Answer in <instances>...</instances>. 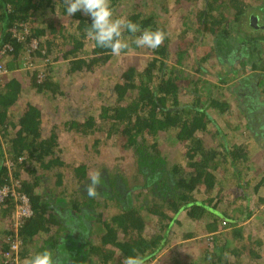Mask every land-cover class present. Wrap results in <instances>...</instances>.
Instances as JSON below:
<instances>
[{
    "label": "trees",
    "instance_id": "obj_1",
    "mask_svg": "<svg viewBox=\"0 0 264 264\" xmlns=\"http://www.w3.org/2000/svg\"><path fill=\"white\" fill-rule=\"evenodd\" d=\"M204 1L197 22L202 26L208 22L215 31L221 19L210 12L218 0ZM163 2L167 0H111V6L116 15L128 16L142 30L164 31L156 17L146 12L147 7ZM222 2L234 7L235 13L218 27L215 48L201 59L215 55L227 68L226 77L222 74L214 85L231 89L229 95L245 121L235 129L238 142L228 138L231 128L218 125L214 118L230 109L229 101L208 97L200 87L201 76L177 81L182 72L191 73L181 61L183 52L176 54V63L166 72L167 36L157 49L146 48L150 56L143 67L122 69L106 100L97 93L83 105L82 118L72 107L73 113L58 123L62 129L57 130L54 123L45 131L41 108L24 92L31 88L41 95L47 114L57 118L59 107L67 109L72 104L68 94L74 91L76 96L87 87L75 81L77 74L92 72L113 55L94 46L86 35L90 18L80 11L67 15L64 0H0V48L10 45L5 57L8 72L0 79V187L19 181L31 208L29 216L16 222L13 197L0 201V263L8 256L26 264L32 253L45 248L52 251L55 264H120L126 255H142L148 262L166 246L169 229L177 226L182 231L183 224L193 226L203 219L205 223L199 225L206 232L202 238L207 246L203 254L183 264H243L245 256L260 257L257 247L247 242L251 236L243 238L242 224L260 208L264 195H257L254 207L247 202L235 208L227 207L231 201L220 204L228 194L224 183L242 189V201L250 198L252 190V195L264 190V167L249 160L251 150L264 151V22L259 18L253 25L249 20L248 33L244 27L236 29V22L242 26L249 14L259 17L263 12V16L264 2L251 10L241 0ZM126 35L131 43L132 34ZM131 48L138 49L134 44ZM46 58L45 67L36 64ZM28 61L33 68L29 72L24 69ZM235 61L242 71L236 72ZM245 69L250 73L243 75ZM196 71L205 69L199 63ZM23 72L31 75L26 76L29 82ZM63 128L74 139L96 132L105 141L115 138L121 149L133 152L131 178L116 167L89 178L80 163L71 168L76 188L57 190L64 177L60 168L66 166L58 141ZM172 130L173 141L183 149L180 159L176 155L169 160L159 149L158 138ZM242 139L250 140L253 147L247 149ZM22 170L28 171L29 179H21ZM45 171L56 177L53 185L43 184ZM251 181L255 183L247 192ZM151 218L159 226L149 236L145 232ZM182 236L194 238L195 234L189 231ZM256 243L261 245L262 240ZM178 255L176 263L183 258Z\"/></svg>",
    "mask_w": 264,
    "mask_h": 264
},
{
    "label": "rangeland",
    "instance_id": "obj_2",
    "mask_svg": "<svg viewBox=\"0 0 264 264\" xmlns=\"http://www.w3.org/2000/svg\"><path fill=\"white\" fill-rule=\"evenodd\" d=\"M241 1L248 4L250 10L253 8L257 9V7L261 6L264 2V0ZM216 3L217 6L212 9L210 13L214 17L221 19L218 25L220 28L226 23L228 17H233L235 9L234 7L223 3L222 0H218ZM205 6L204 0H167L165 5L163 2L162 4L157 3L147 7L146 12L147 14H151L156 17V19H154L157 20L158 24L164 28L167 36L168 50L170 55L166 63L168 64L166 72L168 73V71L171 70L173 64L176 63V54L183 52L181 61L182 63L188 64L187 68L191 73L187 74L182 72L181 75L178 76L177 81L191 79L196 80L195 78L201 76L204 80H202L200 87L203 91L207 90L206 95H208V97H210L209 95H214L212 97L219 96L220 99H227L230 103V109L221 114L220 117H213L217 119L216 122L218 125L222 124L226 129L231 128V130L228 131V138L233 137L234 140L237 141L236 139L239 135L235 129L238 127V125L245 123V121L233 104L232 97L229 95V91L231 89L227 86V88L224 90L214 85L215 83H218L216 79L221 77L222 74L224 77H226L227 68L223 63H219V60L215 55H210L207 57V59H201L202 56L210 53L215 48V39L218 37V27L215 29V31H211L208 28V22L203 24V26L199 25V22H197L198 16ZM254 11L259 12V10ZM261 13L259 14V18L261 21H263L264 15L261 16ZM206 18L210 22V17L208 16ZM251 19L252 14H249L248 18L246 17V19L243 21L242 26L236 22V29L237 27L240 29H242L241 27H244L246 33H248L249 29L247 28V24ZM145 52L146 48H131L127 52H122L119 56H112L111 59L106 62V64L96 66L92 72H88L83 76L82 74L79 76L77 74L75 81L78 84L84 83L87 87L83 92L78 93V91L81 89L78 90L76 96H74V91L72 94H68L72 104L68 106L67 109L64 108L66 107L65 105L63 108L59 107L61 109L56 113L57 118L47 114L48 110L46 108V101L43 99V97H41V95L34 92L31 88L24 92V96L41 108L43 121L45 123L43 128L45 131L50 125L54 123H56L58 126L57 130L62 129V126L58 123L60 120H62L61 118H64V116H69L71 113H73V108L76 109V113H78L80 118H82L83 116L81 117V114L85 109L83 105L86 104L87 100L95 97V95L99 92L102 93L100 97L104 96V100H106V98L110 96H107V94L110 92V87H112V85L118 80L119 75L125 66L135 65L138 68L143 67L146 63L147 57L150 56L149 52ZM199 63L204 67V73L196 71ZM36 64H40V66L44 65L43 67H45V65H47V58L43 60V62H37ZM234 65L238 67L236 72H239V70L242 71L241 66H239L236 61L234 62ZM33 67H35V63L33 64ZM24 69L25 71L28 70L27 72L33 70V68L30 69L29 67H24ZM27 72H23L22 75L24 76L25 81L29 82L30 80H27L26 76L31 77V75ZM246 73H250V70L245 69V73L243 75H246ZM235 79H237V77ZM231 84H233V82H231ZM219 93H221V96ZM96 99L102 100L103 98ZM184 99L186 101L189 100L187 97ZM58 133V141L60 147L62 148L60 157L64 160L66 166H62L60 168V171L63 172L64 177L62 186H59L57 190L62 189L64 186L72 187V189L76 188L77 185L74 183V177L72 178L73 172L71 168L80 163L85 165L87 176L89 178L93 177L100 170L105 168L114 169V167H116L120 172H125L127 179L131 178V176H129V172L132 168L131 161L134 157L133 152L129 149H121L120 144L116 142L115 138L112 137L105 141L103 137L99 136L100 134L96 132L90 136L78 135V138L76 137L74 139L65 130H61ZM173 135L174 130H172L169 134L163 133L158 138L159 149L164 155L168 157L169 160L175 159L176 155L180 159V150L183 149L180 145H178V143L173 141ZM96 139H100V141L96 142ZM242 142L245 143L247 149H251L253 147V144L250 140L244 142L242 139ZM249 156L250 161H254L260 167H264V151L261 149L255 151L251 150ZM28 167L31 169V166ZM252 169L254 170V168ZM27 172L28 171L26 170H22L20 172L21 179H29V174ZM44 173H46L44 174L46 178H42L44 179L43 184L45 183V185H53L56 177L52 175L50 171H45ZM247 174L248 175L245 176L246 179L251 176L252 170H250ZM228 177L231 176L228 175ZM254 180L257 181V178H254ZM255 181H251L250 187L246 189L247 192L252 190ZM17 183L19 184V181L14 179L12 180V184L17 185ZM219 186L220 185H217V187ZM213 188L215 189L216 186ZM223 189L225 193L228 194H226L227 196L220 206L230 204L229 201H231L230 206H227L229 208H235L240 203L246 202L247 204H250L252 207H254V203L258 201L257 195L262 197L264 195L263 188L259 189L257 194L255 193L253 195L252 190L250 198L242 201V199L239 197L243 191L242 189H239L238 191L234 190V188L232 189V185L228 183H224ZM213 193H215V191H213ZM260 205V208L257 210L254 209L252 216H250L246 221H243L242 224L244 227L242 232L243 238L245 236H251V239L247 242L252 243L253 246L257 247L256 249L260 257L250 258L245 256L242 259L243 264H264V201L261 202ZM201 223L204 224L205 220L203 219L202 222H196L193 226H190L189 223H185L182 225V231H179L177 226H173L171 229H169V237H167L166 246L160 251L159 254H157L154 259H150L148 262L146 261L145 264H183L182 262L184 260L188 261L191 258H196L197 256L203 254V250L207 245L202 238L203 235H206V232H204L202 226H200ZM158 226L159 223L157 220L155 218H151L146 226L145 233H147L149 236L155 234L157 232L156 229ZM189 231H194V238H185L182 236V234L185 235V233ZM99 232L100 231L97 230V235ZM256 240H262V244L258 245ZM178 254H181L183 258L179 260L178 263H176L175 259L179 258ZM170 255L173 257L169 260L167 257ZM96 264L100 263L97 262Z\"/></svg>",
    "mask_w": 264,
    "mask_h": 264
},
{
    "label": "clouds",
    "instance_id": "obj_3",
    "mask_svg": "<svg viewBox=\"0 0 264 264\" xmlns=\"http://www.w3.org/2000/svg\"><path fill=\"white\" fill-rule=\"evenodd\" d=\"M67 15L78 11L90 18L86 29L87 38L94 46L109 49L113 56H119L134 44L137 48L157 49L166 39L161 29H141L140 25L126 15H116L111 0H64ZM127 33L132 34L131 43ZM26 264H55L49 249H40L27 258ZM120 264H145L142 255L123 256Z\"/></svg>",
    "mask_w": 264,
    "mask_h": 264
},
{
    "label": "built area",
    "instance_id": "obj_4",
    "mask_svg": "<svg viewBox=\"0 0 264 264\" xmlns=\"http://www.w3.org/2000/svg\"><path fill=\"white\" fill-rule=\"evenodd\" d=\"M30 45H35V42L32 41ZM8 49H10L9 44L3 45L0 48V79L8 72L5 65V57L7 55ZM26 67H32V63L28 61ZM38 77H41V73L38 74ZM8 197H13L14 201H16L17 203L14 212L16 222L19 221L22 217L29 216L31 214V208L28 202V198L24 193H22L20 184L17 183V185H14L11 182V184H4L0 187V201H3ZM13 247L15 248V246ZM0 264H19V262L17 261V258L10 259L8 256H5L4 260Z\"/></svg>",
    "mask_w": 264,
    "mask_h": 264
},
{
    "label": "flooded vegetation",
    "instance_id": "obj_5",
    "mask_svg": "<svg viewBox=\"0 0 264 264\" xmlns=\"http://www.w3.org/2000/svg\"><path fill=\"white\" fill-rule=\"evenodd\" d=\"M258 20H259V17L256 14H253V16H252V23H253V25H257L259 23ZM263 22H264V17H263L262 23Z\"/></svg>",
    "mask_w": 264,
    "mask_h": 264
},
{
    "label": "water",
    "instance_id": "obj_6",
    "mask_svg": "<svg viewBox=\"0 0 264 264\" xmlns=\"http://www.w3.org/2000/svg\"><path fill=\"white\" fill-rule=\"evenodd\" d=\"M253 24V23H252ZM264 26V25H263ZM262 27V26H261Z\"/></svg>",
    "mask_w": 264,
    "mask_h": 264
}]
</instances>
